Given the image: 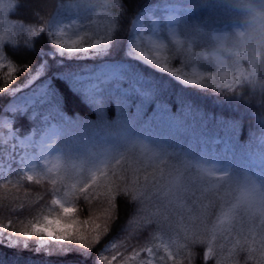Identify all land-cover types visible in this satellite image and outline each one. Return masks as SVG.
Listing matches in <instances>:
<instances>
[{
	"label": "trees",
	"instance_id": "1",
	"mask_svg": "<svg viewBox=\"0 0 264 264\" xmlns=\"http://www.w3.org/2000/svg\"><path fill=\"white\" fill-rule=\"evenodd\" d=\"M67 1L80 4L83 2L0 0L4 7L0 19L6 23L0 26V37L5 41L0 54L19 69L10 82L7 69H0V88H6L0 92V122L3 116L10 115L5 108L15 91L38 75L40 79L37 86L51 81V103L49 107L47 104L40 106L37 109L38 114L29 109L26 113L12 115L21 136L33 131L38 132L45 126L43 118L47 114L53 115L56 111L68 115L73 123H82L84 126L96 121L108 123L124 119L141 134L167 136L166 144L179 151L180 156L187 147L198 163L202 160L201 163L207 166H217V158H220L225 163L226 181L238 180L239 175L247 176L252 168L254 170L262 167L264 174V92L244 86L235 92L214 91L194 85L183 86L171 73L151 64L144 65L136 59L138 49L145 47V41L140 40L141 34L144 33L145 39L152 38L167 45L166 51H161L160 54L169 56V65L177 69L179 74L191 76L195 67L201 72H212L216 75L215 70L206 63H190L184 55L178 54L168 41L170 31L188 11L181 6V0H116V6L111 9L98 7L97 15L93 13V17H87V26L75 24L66 31L69 38L79 34L87 40L94 36L97 30L103 34L110 24L113 26V31L106 39L110 48L102 56L104 60L122 64L125 68V79L117 84L105 86L98 95L85 94L74 81L76 75L96 68L97 62L53 56L56 38L50 37L45 29L60 4ZM10 5L14 7H9ZM169 9H179L171 23L167 18ZM211 16L210 11L200 13L201 18H209L204 21L207 24L212 23ZM134 20L142 21L144 28L134 30ZM155 20L159 21L158 32L154 31ZM28 29H32L35 35L31 36ZM10 34L15 43L10 42ZM139 42H142L141 46ZM135 85L139 86L142 93L135 90ZM103 129L100 133L105 138L109 132ZM75 131L73 126L69 132L75 134ZM102 142L101 140L100 143ZM4 154L0 139V161L3 160ZM253 160L258 161V165H253ZM11 165L10 171L0 173V223L6 225L9 219L13 221L14 227L7 230L9 233L13 230L19 231L22 223L27 225L29 222H36L37 218L43 215H55L59 212L58 208L51 205V199L55 197L51 194L49 175L70 174L73 177L71 183L77 186L79 182L86 180L77 177L70 170L49 173L40 168L29 173L24 164L18 161H13ZM29 174L39 177L40 183H37L36 179L27 181ZM226 181L215 191L220 196L228 189ZM116 203L117 219L111 225L109 233L93 247L85 248L72 242L50 241L46 249L38 250L35 246L38 240L36 237L30 239L28 246L21 242L10 248L0 243V264H102L101 257L107 256L110 259L115 252L112 249L113 244H120L127 236L129 221L135 215L136 205L127 197L119 196ZM96 205L95 200H77L75 206L79 219H88L93 212L101 215L103 208ZM216 211L218 212V209ZM150 230L143 231L139 237L132 239L131 243L138 246V241L143 243L150 234H160L155 231L154 225L150 226ZM202 251V246H198L197 252ZM120 254L133 255V248H128L127 252L121 249ZM142 254L145 255L144 252ZM118 260L121 262L119 257ZM240 261L244 264L243 253L240 254Z\"/></svg>",
	"mask_w": 264,
	"mask_h": 264
},
{
	"label": "snow or ice",
	"instance_id": "2",
	"mask_svg": "<svg viewBox=\"0 0 264 264\" xmlns=\"http://www.w3.org/2000/svg\"><path fill=\"white\" fill-rule=\"evenodd\" d=\"M113 6H116V0L96 3L84 0L75 7L111 9ZM3 12L4 7L0 6V15ZM0 24H4L3 19H0ZM28 31L31 36L35 35L32 29ZM112 31L113 26L110 24L103 34L97 30L87 40L79 34L74 39L61 40L59 37H63L65 33L60 30L56 33L54 42L58 48L68 52L87 50L103 43ZM9 40L15 43L11 34ZM4 44V38L0 37V49ZM150 44V48L138 49V54L155 67L171 73L187 84L214 91L235 92L243 86L241 75L244 80L250 78L243 70L241 75L233 78L226 70H220L214 75L212 72H201L195 67L191 78H185L169 65L168 55L156 54L166 51L167 45L163 41H150ZM176 52L184 55L179 48ZM4 68L7 69L9 82L19 72L17 66L0 54V69ZM5 90L6 88H0V92ZM165 153L166 151L160 150L148 165L143 161L131 164L125 162L120 165L119 171L112 169L110 175L100 171L103 179H97L94 173L90 180L79 182V186L71 183L73 177L70 174L49 175L51 194L55 197L51 199V205L58 208L59 212L55 215H43L36 222H29L27 225L22 223L20 230H13L12 234L29 239L36 237L72 242L91 248L109 233L111 225L117 219V198L125 196L136 205L135 215L129 221L127 236L120 244H113L115 252L110 259L107 256L101 257L102 264H113L118 256L123 264H127V259L120 253L121 249L127 252L128 248H133V258L140 257L141 252L147 254L148 259H140L138 264H153L160 250L166 254L160 256L163 264H197V261L199 264H241V253L244 254V264H264V186L247 177L243 183L232 179L226 181L228 189L220 196L218 192L198 187L200 181L184 176L182 168L160 167L158 160L163 159ZM122 158L123 154L111 159L120 164ZM104 163L107 164V161ZM188 166L199 167V164L189 161ZM149 168L152 170L149 171ZM211 174L209 171V175ZM26 179L29 182L36 179L40 183L39 177L31 174ZM219 179H224V176ZM204 182L212 183L215 188L211 180L206 179ZM81 198L85 202L97 201L96 206L103 208L102 214L96 215L93 212L88 219H79L75 202ZM152 225L160 234H150L143 243L138 241V246L131 243L143 231H151ZM13 227L11 219L6 225L0 223V229L10 230ZM198 246L203 248L200 253L197 252Z\"/></svg>",
	"mask_w": 264,
	"mask_h": 264
},
{
	"label": "rangeland",
	"instance_id": "3",
	"mask_svg": "<svg viewBox=\"0 0 264 264\" xmlns=\"http://www.w3.org/2000/svg\"><path fill=\"white\" fill-rule=\"evenodd\" d=\"M98 1L102 0H92L93 3H96ZM79 4V2L74 3L70 1H67L65 4H60L57 12L55 13L46 29V32L50 37L56 38V33L60 30H63L65 34L63 37H59L61 40L74 39L75 37L69 38L66 35V31L70 30L71 27L75 24H86L87 22L85 20L87 17H93V13L95 15L99 13L98 7L85 8L86 10L83 8L75 7ZM0 6H2V4H0ZM178 13L179 9L168 10L167 18L170 23L176 18ZM5 24L6 23L4 21V25ZM133 27L135 30L144 28L142 22H135ZM158 29L159 21L155 20L154 31L158 32ZM140 40L145 41L146 48L151 47L150 41H155L152 38L145 39L144 33L141 34ZM139 45L141 46L142 42H139ZM109 47L110 46L108 42L105 40L103 43L90 47L87 50L68 52L66 50H61L55 44V51L53 53V56H58L68 60H98L99 58H101V54L106 52ZM156 54H160V52ZM136 56V59L139 60L140 63L146 65L151 64L148 60L142 58L138 54V52ZM105 65L106 66L98 69L97 71H94L93 73H88L82 77H76L74 78V80L82 84L81 87L84 88L86 92L90 93L97 90L99 88V85L104 81L119 79L121 73V79H123V72L119 68L113 70V64ZM106 73H108V75H106ZM100 75H104L105 78L100 80V78H98ZM181 75H184L185 78H191L189 74ZM38 79L39 76L34 77L25 87V89H29V92H23L24 90L21 89L14 94L11 103L7 107V110L9 112H11L12 114L19 112L26 113L28 109L32 107L34 114H38L39 110H37L36 107H39L40 105H42V103H45L46 100L47 106L49 107V104L51 103V98L49 100L48 97L49 85L44 86L40 91L35 90L34 86ZM176 80L182 85L191 86L190 84L183 82L177 77ZM32 91H36L37 93H32ZM136 91H138V93H142L138 89H136ZM126 121L127 120L124 119H117L114 122L108 123L103 121H96L85 124L86 132L90 134L88 136H80V138L85 139L86 141L94 140L93 144L99 145L101 144V139H98L99 137L97 136V133L99 134L104 130L103 128H105L107 132L110 133L108 137L103 138V140H105L106 142L102 143L100 146L87 145L83 149H79L78 147L75 148V150L74 145L71 142L70 148L65 151L63 147L57 144V142L53 146V148H50L52 143L50 145L47 142V139L51 141L52 132L58 133V131L56 130L57 125L55 122H53L51 126L47 127L46 133L39 138H35L37 135L36 132L31 133V135L29 136L21 137L18 134V130H16L13 125V119H11L10 117H4L1 120L2 132L0 135V139L5 154L3 161H0V173H7L8 171H10L11 162L16 160L19 163L24 164V167L29 171V173L36 172L40 168H43L44 171L49 173H58L60 170L66 169L70 171L73 170L74 175L80 178H82V175H85V178H87V180H90L94 173L96 174L97 179H103V176L100 175V171H103L105 175H110L112 169L119 171L118 165L122 164V162L131 164L134 162L138 163L143 161L145 165H148L153 162V157L156 156L160 150H163L166 151V153L163 154V159L158 160L160 167L175 166L177 168H182L184 170V176L189 177L193 181H200L198 187L205 191H216V189L226 181L224 173L225 163L220 158H217V166H207L201 163L202 160L199 161V158L201 156L197 158V161H199V163L196 162L193 159V154H191L190 150L187 147L180 156L178 155L179 151L173 150L166 144V141L168 140L167 136L157 135L151 137L150 135L146 134L140 137L138 136L140 134L136 130L134 131V134H136L137 136H133L132 131L134 129H131L130 123H127ZM48 122L49 118L44 117L43 123ZM108 126L113 127L107 128ZM95 130H97V132ZM80 138L75 137V142L79 144ZM150 139L159 142H153ZM46 143L47 146L45 145ZM76 146L77 144H75V147ZM121 154H123V158L120 160V164H117L115 159H111ZM203 160H205L204 157ZM105 161H107V164L104 163ZM189 161L193 162L194 164H199V167L188 166ZM252 164L258 165V161L253 160ZM110 165H112V167ZM202 169H208L212 174L209 175V171H202ZM151 170L152 169L149 168V171ZM220 176H224V179H219ZM247 178L252 179L256 183L264 186L263 168L259 167L254 170L250 169ZM206 179L211 180L215 184V188H213L212 183L204 182ZM29 241V238L21 235H13L12 233L7 232L6 229H0V243L6 245L7 247L13 248L21 242H23L24 246H28ZM50 241L51 240H48L47 238H38L35 246L38 250L44 247L47 248V245L50 243ZM146 255V253L145 255H143L141 252L140 257L136 258H133V255L123 256L125 257V259H127V264H138L140 259H148ZM165 255L166 254L163 252V250H160L155 257L153 264H163V262L160 261V256ZM115 264H123V261L121 260L120 262L119 260H117ZM169 264H171V262H169Z\"/></svg>",
	"mask_w": 264,
	"mask_h": 264
},
{
	"label": "clouds",
	"instance_id": "4",
	"mask_svg": "<svg viewBox=\"0 0 264 264\" xmlns=\"http://www.w3.org/2000/svg\"><path fill=\"white\" fill-rule=\"evenodd\" d=\"M188 10L168 35L191 62H203L233 78L249 75L242 85L264 92V0H181ZM210 11L211 24L201 12Z\"/></svg>",
	"mask_w": 264,
	"mask_h": 264
}]
</instances>
